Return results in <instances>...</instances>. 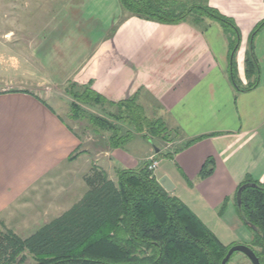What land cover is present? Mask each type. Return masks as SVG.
<instances>
[{"label":"crops","instance_id":"1","mask_svg":"<svg viewBox=\"0 0 264 264\" xmlns=\"http://www.w3.org/2000/svg\"><path fill=\"white\" fill-rule=\"evenodd\" d=\"M29 1L36 16L53 19L39 41L22 48L0 31V220H31L39 209L54 214L45 219L44 212L43 220L58 218L82 201L91 166L136 169L153 156L157 182L167 178L168 193L223 245L248 244L252 235L234 200L245 177L264 184V27L252 35L264 20V0H205L239 32L240 89L230 80L228 41L212 21L160 24L122 14L118 0ZM248 53L257 76L245 73ZM68 83L112 104L135 98L144 111L159 113L176 146L164 150L134 135L105 150L101 138L92 139V151L84 152L80 136L37 94ZM164 153L171 156L158 157ZM209 158L211 174L202 178Z\"/></svg>","mask_w":264,"mask_h":264},{"label":"trees","instance_id":"2","mask_svg":"<svg viewBox=\"0 0 264 264\" xmlns=\"http://www.w3.org/2000/svg\"><path fill=\"white\" fill-rule=\"evenodd\" d=\"M118 3L123 12L160 24H177L189 17L196 23L204 17L217 21L228 41L230 80L239 88L234 61L240 43L239 32L229 18L209 7L205 0H118ZM262 27L264 20L252 35ZM245 73L258 75L253 54L246 55ZM69 85L72 91L81 90L70 94L83 104L106 102L89 87ZM255 86L256 81L244 90ZM115 105L121 109L116 120L132 130L122 134L120 127L93 115L88 117L91 125L111 132L108 137L111 148H122L134 135L156 147L149 136L163 139L173 134L162 120L149 119L135 98ZM194 141H188L183 148ZM76 156L77 153L69 159ZM170 156V153L158 155ZM212 163L211 158L206 160L202 178L211 174ZM115 175L116 181L112 182L103 170L91 167L83 177L87 192L82 201L27 239L22 240L8 230L0 231V264H23L25 252L32 264H220L231 246H224L186 205L159 185L148 162L136 169L118 168ZM242 185L247 186L241 192L240 209L235 203L236 213L252 234L246 246L264 264V184L247 176L237 190ZM225 205L226 201L219 209L220 215Z\"/></svg>","mask_w":264,"mask_h":264},{"label":"rangeland","instance_id":"3","mask_svg":"<svg viewBox=\"0 0 264 264\" xmlns=\"http://www.w3.org/2000/svg\"><path fill=\"white\" fill-rule=\"evenodd\" d=\"M31 3H35L34 1L30 2L29 0H0V31L6 33V40L14 43L18 48H22L27 42L34 44L36 41H39L40 37L44 35L45 28H48L50 22L53 18L48 17L47 13H43L40 17L36 16V8L31 7ZM122 10V9H121ZM122 14L129 15L126 12L122 11ZM192 17L187 18V20H191ZM203 20H209L221 25L210 18H205ZM198 25H202L198 23ZM36 29V31H35ZM43 31V32H42ZM22 64L19 66V69H22ZM27 68V66H24ZM51 92H48L46 95H42L41 93H37L39 97L45 99L51 106H53L61 115L63 119L67 121L72 130L80 136L82 141V149L84 152L92 151L93 141L92 139L101 138L102 145L101 149H111L108 144V137L110 136V131H103L98 127L91 125L88 122L89 115H93L101 120H105L112 126L120 127L122 130V134L125 131L132 130L131 127L123 125L121 122L116 120V116L121 112L120 108H117L115 104H111L110 102H101L100 104H92L87 105L76 100L70 92L81 90L73 89L68 84L63 86H52L50 88ZM144 111V110H143ZM146 116L151 120H161L157 118L159 116L158 112L152 111L151 109H147L144 111ZM74 116H77L78 119H74ZM156 117V118H154ZM152 141L156 144V146L163 148L164 150H170L176 146L174 144L175 137L174 134H170L168 137L157 138L154 136H149ZM87 153L90 158H92L91 153ZM103 157V155H102ZM147 160L144 162L146 163ZM92 167V166H91ZM107 168V172L109 171V175L105 170H103L108 178V180L115 182L116 175L115 170H108V164H105ZM100 169V168H99ZM118 169V168H117ZM102 170V169H101ZM90 169L88 170V172ZM87 172V173H88ZM86 173V174H87ZM114 173V174H113ZM235 201V200H234ZM22 211L24 215H28L27 210H20V214L22 215ZM60 210L55 212L58 213ZM34 214H31V220H29L28 216L25 217L26 220H14L13 214L6 220H0V231L4 232L6 230L11 231L22 240L29 238L33 235L39 228L50 222L51 220H43L45 210H34ZM38 212V213H37ZM45 219L47 216L50 217L54 215L53 213L45 212ZM20 215V216H21ZM19 216V215H18ZM30 235V236H29ZM252 235V234H251ZM225 246V245H224ZM230 247V246H229ZM25 255L26 259L23 264H32V259L27 252L22 253ZM229 264H251L248 259L241 253H235Z\"/></svg>","mask_w":264,"mask_h":264},{"label":"water","instance_id":"4","mask_svg":"<svg viewBox=\"0 0 264 264\" xmlns=\"http://www.w3.org/2000/svg\"><path fill=\"white\" fill-rule=\"evenodd\" d=\"M158 183L166 192L172 191V186L167 180V178H162L158 180ZM247 185L253 186V184ZM247 185H242L236 192L235 201L238 209H240L241 204V192ZM252 228L254 229V227ZM234 253L243 254L251 264H260L259 259L256 257L254 252L248 246L243 244H236L231 246L223 257V259L221 260L220 264H226Z\"/></svg>","mask_w":264,"mask_h":264},{"label":"built area","instance_id":"5","mask_svg":"<svg viewBox=\"0 0 264 264\" xmlns=\"http://www.w3.org/2000/svg\"><path fill=\"white\" fill-rule=\"evenodd\" d=\"M148 168L149 170H151L152 172L156 169L157 165H158V162L157 160L152 156L150 157L148 160Z\"/></svg>","mask_w":264,"mask_h":264}]
</instances>
